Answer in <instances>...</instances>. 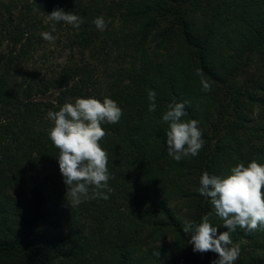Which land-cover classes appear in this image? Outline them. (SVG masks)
Segmentation results:
<instances>
[{"label": "trees", "instance_id": "obj_1", "mask_svg": "<svg viewBox=\"0 0 264 264\" xmlns=\"http://www.w3.org/2000/svg\"><path fill=\"white\" fill-rule=\"evenodd\" d=\"M56 8L84 22H55L46 41ZM89 96L123 111L101 125L114 191L71 208L47 113ZM185 100L205 143L177 162L162 116ZM253 160L264 165V0H0V264H213L182 229L211 214L217 236L228 230L200 177ZM230 235L234 264L264 250V230Z\"/></svg>", "mask_w": 264, "mask_h": 264}, {"label": "clouds", "instance_id": "obj_2", "mask_svg": "<svg viewBox=\"0 0 264 264\" xmlns=\"http://www.w3.org/2000/svg\"><path fill=\"white\" fill-rule=\"evenodd\" d=\"M48 18L53 21L51 31L41 33L46 41L55 39L52 35L56 30L55 22L63 21L76 28L84 22L78 14L62 8L54 9ZM93 23L101 31L107 27L102 16L96 17ZM197 75L202 76L201 70H197ZM201 83L203 91H211L207 80L202 79ZM148 99L149 112H153L157 107L154 90L148 91ZM188 104L186 100L174 101L162 116L169 125L167 153L177 162L197 156L205 143L200 121L182 119L188 114ZM122 115L121 107L107 96L103 102L93 96L77 97L74 103L66 102L58 111H48L47 117L54 122L49 137L59 149V169L67 186L66 199L71 208L91 199L107 200L114 191L108 183L112 178L107 167L108 153L100 144L106 135L101 125L118 123ZM198 192L210 198L215 215L223 220L228 230L217 236V227L210 223L211 214H207L200 223L185 220L183 232L191 234L189 243L194 252L218 254L213 264H234L241 249L239 244H233L230 233L237 227L249 232L258 228L264 230V165L255 160L247 166L241 162L223 176L205 171L200 177ZM156 255L159 256V252Z\"/></svg>", "mask_w": 264, "mask_h": 264}, {"label": "rangeland", "instance_id": "obj_3", "mask_svg": "<svg viewBox=\"0 0 264 264\" xmlns=\"http://www.w3.org/2000/svg\"><path fill=\"white\" fill-rule=\"evenodd\" d=\"M172 237H173V235H171L169 232H165V233H163V235L161 233L158 238H161L162 240H160L157 244H160L161 241L165 242L167 240H170ZM258 254H259L258 258H256L255 260L249 261L247 264H264V261L260 260V257L264 258V250L259 252ZM216 256H218L217 253L214 254V257H216Z\"/></svg>", "mask_w": 264, "mask_h": 264}]
</instances>
